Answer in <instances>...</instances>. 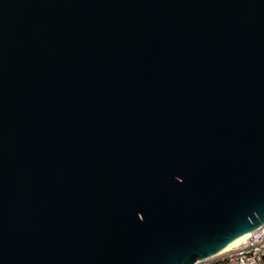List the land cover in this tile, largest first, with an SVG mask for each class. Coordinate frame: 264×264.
<instances>
[{"label":"water","instance_id":"obj_1","mask_svg":"<svg viewBox=\"0 0 264 264\" xmlns=\"http://www.w3.org/2000/svg\"><path fill=\"white\" fill-rule=\"evenodd\" d=\"M264 221V0H0V264H189Z\"/></svg>","mask_w":264,"mask_h":264},{"label":"built area","instance_id":"obj_2","mask_svg":"<svg viewBox=\"0 0 264 264\" xmlns=\"http://www.w3.org/2000/svg\"><path fill=\"white\" fill-rule=\"evenodd\" d=\"M189 264H264V221L247 231L234 246Z\"/></svg>","mask_w":264,"mask_h":264},{"label":"bare ground","instance_id":"obj_3","mask_svg":"<svg viewBox=\"0 0 264 264\" xmlns=\"http://www.w3.org/2000/svg\"><path fill=\"white\" fill-rule=\"evenodd\" d=\"M247 234V232L239 235L238 237H236L235 239H233L232 241H230L228 244H226L221 250H225L228 249L232 246H234L241 238H243L245 235Z\"/></svg>","mask_w":264,"mask_h":264}]
</instances>
